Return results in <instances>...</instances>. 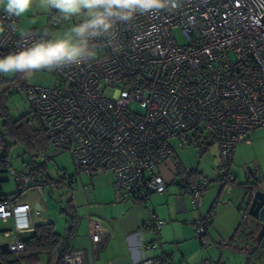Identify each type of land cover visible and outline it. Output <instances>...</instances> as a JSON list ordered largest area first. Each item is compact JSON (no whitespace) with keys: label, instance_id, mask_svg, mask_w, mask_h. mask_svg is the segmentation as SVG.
Segmentation results:
<instances>
[{"label":"built area","instance_id":"built-area-1","mask_svg":"<svg viewBox=\"0 0 264 264\" xmlns=\"http://www.w3.org/2000/svg\"><path fill=\"white\" fill-rule=\"evenodd\" d=\"M56 15L50 12L46 26L32 33L65 22L54 20ZM262 15L264 0H184L175 12L138 16L132 26H121L111 44L98 42L96 59L50 72L56 77L51 86L12 84L25 91L30 123L39 122L54 149L40 154V162L68 150L74 174L58 169L57 181L68 179L71 186L81 173L91 177L108 171L119 195L133 202L166 192L168 181L160 173L164 168L189 194L190 209L198 210L211 180L185 167L175 147L192 145L200 156V143H216L215 180L236 181L231 172L235 148L264 128V35L257 25ZM0 24L5 26L0 56L18 51L25 43L19 18L8 19L0 10ZM11 174L21 187L49 186V180L31 170ZM243 178L250 188L264 182L257 167ZM85 208L95 252L107 232L90 216L88 204ZM31 210L29 202L15 196L0 199V221L12 220V227L2 230L10 238L9 252L24 248L21 234L33 227ZM240 215L245 220L247 209ZM212 220V213L194 219L195 236L204 248L210 247L207 231ZM164 223L152 214L154 239L144 243V249L159 247ZM228 243L225 239L216 247ZM64 264H84V258L67 252ZM137 264L171 263L155 254L142 256Z\"/></svg>","mask_w":264,"mask_h":264},{"label":"crops","instance_id":"crops-1","mask_svg":"<svg viewBox=\"0 0 264 264\" xmlns=\"http://www.w3.org/2000/svg\"><path fill=\"white\" fill-rule=\"evenodd\" d=\"M0 10H3L2 5H0ZM51 12H56V10ZM49 14L50 12H45L34 5L27 13L19 17L20 31L34 32L43 28L44 25L37 24L36 20L44 18L46 24L50 19ZM246 144L251 145V143ZM203 145L205 147L206 143ZM242 151L243 148H235L233 160L235 156L239 157ZM160 173L168 181L166 192L151 193L146 202H133L122 198L113 186L112 175H107L106 171H97L91 176L90 178H94L100 184L99 187L93 188L92 196L90 195L91 204L89 200H86L85 191H82L86 201L85 205L88 204L89 214L92 213L95 219L101 220L107 233L94 252L86 227L79 226L68 238V252L82 255L84 264H109L117 257L123 258L124 264H137L142 256L150 257L155 254H161L171 264H202L205 253L194 233V219L199 215L212 213V224L207 231L208 241L217 245L225 239H230L238 225L241 224L242 228L237 236L230 240L227 247L219 249H223L226 253L224 258L231 257L230 259H233L235 254H241L234 253L233 250L250 254L249 251L254 245L252 219L247 217L239 224L236 217L231 218L230 216L232 207H236L238 203V210L244 209L241 208L240 200L244 201L245 191L234 173L235 185L220 184L217 188H209L204 194L200 208L195 211L188 206L187 193L182 191L178 183H175L170 172L162 168ZM233 187L241 188L243 191L238 193L236 200H232L234 199L232 197ZM152 214L165 221L159 230L160 242L156 250L143 247L144 243L154 239L150 225ZM259 252L261 250L256 251L251 257L241 255L244 256L246 264H254V256ZM229 253L232 255H228ZM221 262L219 260L217 264H224Z\"/></svg>","mask_w":264,"mask_h":264},{"label":"rangeland","instance_id":"rangeland-1","mask_svg":"<svg viewBox=\"0 0 264 264\" xmlns=\"http://www.w3.org/2000/svg\"><path fill=\"white\" fill-rule=\"evenodd\" d=\"M75 19V18H74ZM73 19V20H74ZM37 24H45V19H37ZM73 24V21H65L61 25L54 27L51 32L56 35L63 33L68 27ZM22 28L24 25L21 23ZM5 79L11 80L14 78L15 74H0ZM56 82V77L47 71L35 72L33 76L29 79L20 77L19 84L21 85H43L51 86ZM15 83V82H14ZM12 83V84H14ZM6 105L8 111L13 118H18L19 116L25 115L27 118H32V112L26 98L24 90H18L14 85L10 87V93L7 96ZM135 110H138L137 107H133ZM251 145H247L245 142L239 143L236 148H243V151L239 157L235 156L231 165V172L237 176V181L243 183L244 173L257 167L259 169L260 175L264 176V128L256 130L253 134L249 135ZM209 144L207 150H204V143L199 144L198 148L201 151V155H197V149L188 145L182 149L175 147V152L179 157L180 161L185 167L197 169L202 173L203 176H206L211 182L208 184L206 191L209 188H214L220 183L215 180L216 171L215 167L218 164V146L216 143L211 141L206 142ZM54 149L51 145L47 150V153L53 152ZM1 154V150H0ZM43 154V153H41ZM28 156L24 153L23 146L21 144H15L9 147V169L0 168V194L11 195L16 192L17 185L14 181V178L11 172L14 171H23L24 163L27 161ZM38 162L39 156L37 157ZM47 170L52 179H56L57 170H64L68 175L74 174V165L72 162L71 154L68 150L58 152L55 156L47 161ZM99 172H104L100 170ZM107 175L111 176L109 172ZM177 183V180H175ZM100 182L94 178H90L85 173H81L79 178L69 186L68 179H65L63 183L52 184L51 186H46L42 189L41 193L38 191V188H25L18 200H28L32 207V225H36L42 222L53 223L54 229L60 234H64L71 223L72 211L68 207V203L71 202L76 214L77 221L79 226L86 227L85 215L87 209L85 208V199L83 195V190L87 195V201L91 204L90 195L92 196L93 188L99 187ZM84 187V188H83ZM229 187V186H227ZM234 195L232 197L236 200L238 193H242V189L238 187H233ZM205 191V193H206ZM188 206L189 204V194H186ZM204 198V197H203ZM40 205L39 209L35 208V204ZM241 208H246L245 201H241ZM239 204V203H238ZM238 204L236 207H232V212H230L231 218H237L238 223H242L244 220L241 218ZM236 208V209H235ZM90 216L95 218L92 213ZM248 218H250L248 216ZM97 219V218H96ZM251 219V218H250ZM101 222L100 219H97ZM12 227V220L7 222L0 221V243L9 242L10 238H6L2 235V230L10 229ZM210 242V241H209ZM222 242V241H221ZM202 247V246H201ZM204 248V247H202ZM205 256L202 264H217V261L221 260L224 264H246V260L243 255L235 254L233 259L224 258V250H220L216 247V244L210 242L209 248L203 249ZM228 255H232L229 253ZM254 264H264V248L261 249L259 254H255ZM221 262V263H222ZM21 264H30V263H21ZM34 264H47V259L42 256L38 263ZM201 264V263H200ZM223 264V263H222Z\"/></svg>","mask_w":264,"mask_h":264},{"label":"clouds","instance_id":"clouds-1","mask_svg":"<svg viewBox=\"0 0 264 264\" xmlns=\"http://www.w3.org/2000/svg\"><path fill=\"white\" fill-rule=\"evenodd\" d=\"M183 3L184 0H0L8 19L23 16L35 5L45 12L56 10L53 19L57 22L77 21L59 35L48 29L23 33L24 45L0 56V74H21L29 79L35 72L88 63L97 57L98 42L111 44L121 26H132L138 16L175 12ZM4 31L5 26L0 24V33Z\"/></svg>","mask_w":264,"mask_h":264},{"label":"trees","instance_id":"trees-1","mask_svg":"<svg viewBox=\"0 0 264 264\" xmlns=\"http://www.w3.org/2000/svg\"><path fill=\"white\" fill-rule=\"evenodd\" d=\"M42 29V28H41ZM36 30V31H40ZM21 74H15L11 80L5 79L0 75V168H9V147L15 144H21L24 153L28 156L24 163L25 170H31L37 174L42 175L49 180V186L52 184L63 183L62 180L52 179L47 170V164L38 162L37 157L48 150L49 140L39 122L30 123V118L25 115L13 118L6 105L7 96L10 93L12 83L20 82ZM8 84L3 87V84ZM206 143L204 150L208 148ZM196 176H200L201 172L197 169H192ZM24 171V170H23ZM236 181H229L221 185H235ZM16 192L11 195L0 194V199L8 196H15L18 198L25 188L18 184ZM244 188L245 195L250 193V187L241 184ZM68 207L72 211V218L70 226L64 234L55 231L53 223L42 222L36 224L32 229L21 234V239L24 242V248L19 252H9L0 250V264H21V263H38L42 256L47 259V264H64V255L68 252L67 241L71 237L78 225L77 214L71 202ZM242 225H238L230 240H233Z\"/></svg>","mask_w":264,"mask_h":264},{"label":"water","instance_id":"water-1","mask_svg":"<svg viewBox=\"0 0 264 264\" xmlns=\"http://www.w3.org/2000/svg\"><path fill=\"white\" fill-rule=\"evenodd\" d=\"M261 23L257 24L259 26L261 34L264 35V15L260 17ZM41 193L42 189L38 188ZM244 201L246 203V209L249 217L253 221V234L255 238V244L251 247L250 251L255 252L264 248V182H256L251 188L248 196L244 195ZM40 205L35 204V208L39 209ZM221 249V248H220ZM1 251H8V243H0ZM233 250V249H232ZM234 253H241L247 256H252L244 252H237L233 250ZM109 264H124V259L117 257L113 259Z\"/></svg>","mask_w":264,"mask_h":264},{"label":"flooded vegetation","instance_id":"flooded-vegetation-1","mask_svg":"<svg viewBox=\"0 0 264 264\" xmlns=\"http://www.w3.org/2000/svg\"><path fill=\"white\" fill-rule=\"evenodd\" d=\"M254 237H255V236H254ZM253 239H254L253 242H254V244H255V238H253ZM261 249H262V248H261ZM261 249H260V250H261ZM260 250H259V251H260ZM255 252H256V251H255ZM255 252H254V251H253V252L249 251V253H250L249 255H252V254H254Z\"/></svg>","mask_w":264,"mask_h":264}]
</instances>
